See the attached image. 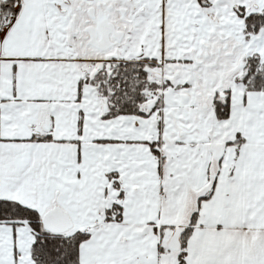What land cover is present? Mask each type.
I'll return each instance as SVG.
<instances>
[{"label":"snow or ice","instance_id":"snow-or-ice-1","mask_svg":"<svg viewBox=\"0 0 264 264\" xmlns=\"http://www.w3.org/2000/svg\"><path fill=\"white\" fill-rule=\"evenodd\" d=\"M0 264H264V0H0Z\"/></svg>","mask_w":264,"mask_h":264}]
</instances>
